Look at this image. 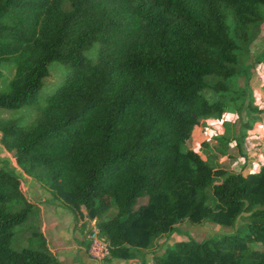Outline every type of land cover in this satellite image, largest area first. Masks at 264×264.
<instances>
[{
  "label": "trees",
  "instance_id": "16d2710c",
  "mask_svg": "<svg viewBox=\"0 0 264 264\" xmlns=\"http://www.w3.org/2000/svg\"><path fill=\"white\" fill-rule=\"evenodd\" d=\"M263 25L264 0H0V76L5 62L11 71L0 109L35 110L28 123L0 117V143L97 220L105 261L146 264L150 250L148 264H264V165L221 178L181 149L201 117L225 112L221 93ZM52 61L66 76L40 103ZM34 211L0 166V264H58L41 234L37 247H11ZM184 220L232 231L158 243Z\"/></svg>",
  "mask_w": 264,
  "mask_h": 264
},
{
  "label": "rangeland",
  "instance_id": "374dc122",
  "mask_svg": "<svg viewBox=\"0 0 264 264\" xmlns=\"http://www.w3.org/2000/svg\"><path fill=\"white\" fill-rule=\"evenodd\" d=\"M95 45L97 44H94V47ZM263 51L264 25L250 43L248 55L243 57L240 62V68H244L240 72L241 75L233 76L227 92L221 93L222 98L225 97L226 100L225 112L221 117L212 115L201 117L200 126H197L193 136L181 144L183 151L188 148L194 149L212 168H222L224 173L221 178L232 173L257 171L264 165ZM93 53L86 51L85 56L94 60L96 55ZM1 69L0 87H4L11 77L8 62L3 63ZM65 76L66 70L57 61H52L49 64L48 75L42 79L41 88L37 92L40 103L44 101L46 95L56 89ZM34 115L35 110L31 106H23L18 109H0V117L21 122H31ZM217 137L221 138V142L218 141ZM145 202L146 200L141 198L139 204ZM107 216H112L111 210L108 211ZM21 227L24 226H20L18 229ZM239 228L240 232L245 231L243 226ZM231 231L232 229L229 227L214 224L211 226L209 223L191 224L184 220L176 224L175 230L171 234L164 235L161 240L171 239L170 236L174 233L178 236H184L185 239L190 236L193 240H203L209 237H218L224 232L229 233ZM21 236H23L22 231L14 236L11 243L12 248L20 249L25 246L20 243ZM159 241L160 239L158 243ZM159 244L164 245L162 242ZM154 249L159 253V248ZM161 251L163 252V247ZM149 254L153 256L152 251H149Z\"/></svg>",
  "mask_w": 264,
  "mask_h": 264
},
{
  "label": "crops",
  "instance_id": "0c3cea01",
  "mask_svg": "<svg viewBox=\"0 0 264 264\" xmlns=\"http://www.w3.org/2000/svg\"><path fill=\"white\" fill-rule=\"evenodd\" d=\"M0 166L10 169L17 175L22 193L26 199L34 203V214L26 223L29 231L26 232L27 237L22 236L20 238L21 244L37 247L42 235L47 248L58 264H125L130 262L112 258L101 263L91 259L87 251L89 218L85 209L81 207V213L71 210L60 198L55 197L50 189L27 175L1 143ZM107 217L106 214L104 218ZM209 224L213 226L212 223ZM18 230L17 227L16 233H19ZM170 237L171 239H166V241L160 238L159 242L170 245L175 240L185 239L184 236H178L175 233ZM161 249L162 247L159 246V253ZM149 251L145 252L144 261L146 264L152 260ZM131 262L143 264L137 258L131 260Z\"/></svg>",
  "mask_w": 264,
  "mask_h": 264
},
{
  "label": "built area",
  "instance_id": "2783aa9c",
  "mask_svg": "<svg viewBox=\"0 0 264 264\" xmlns=\"http://www.w3.org/2000/svg\"><path fill=\"white\" fill-rule=\"evenodd\" d=\"M89 230L87 233V251L91 259L104 263L109 256L110 245L105 236L100 235L96 219H89Z\"/></svg>",
  "mask_w": 264,
  "mask_h": 264
}]
</instances>
